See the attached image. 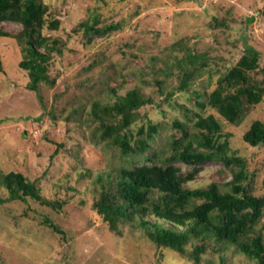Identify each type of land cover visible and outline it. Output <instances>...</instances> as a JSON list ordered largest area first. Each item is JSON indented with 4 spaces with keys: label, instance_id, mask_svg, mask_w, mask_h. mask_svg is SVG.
<instances>
[{
    "label": "rangeland",
    "instance_id": "374dc122",
    "mask_svg": "<svg viewBox=\"0 0 264 264\" xmlns=\"http://www.w3.org/2000/svg\"><path fill=\"white\" fill-rule=\"evenodd\" d=\"M38 2L44 9L39 35L61 50L40 47L49 56L47 76L53 84L39 83L37 92L27 88L29 77L19 67L21 25L0 23L7 35L0 36V175L22 174L40 197L9 201L0 185V264H195L187 256L195 240L180 254L157 248L131 223L111 231L92 209L100 191L97 178L167 163L199 135L196 123L211 116L231 164L201 163L187 187L216 183L220 192H230L231 170L239 171L242 161L243 187L264 197V145L251 147L242 140L254 121L264 123V92L234 124L208 104L218 87L230 91L225 77L248 47L259 55V69L250 77L264 90V0ZM95 17L97 27L111 28L84 35L80 24ZM185 73L187 85L179 90ZM108 87L119 96L138 88L152 100L121 130L129 153L111 137L102 138L91 116L93 101L114 102ZM168 165L183 173L193 168L179 161ZM46 219L61 233L47 227ZM200 264L254 262L211 242Z\"/></svg>",
    "mask_w": 264,
    "mask_h": 264
},
{
    "label": "trees",
    "instance_id": "16d2710c",
    "mask_svg": "<svg viewBox=\"0 0 264 264\" xmlns=\"http://www.w3.org/2000/svg\"><path fill=\"white\" fill-rule=\"evenodd\" d=\"M43 14L38 0H0V23L21 25L17 38L23 44L24 59L19 67L27 72V88L34 92L39 83L53 84L47 76L49 56L40 52V47L61 52L39 35L44 25ZM98 21L95 17L92 22L81 23L83 34L100 35L111 28L97 27ZM0 36H7L1 27ZM258 61V53L253 48H245L225 77L230 91L218 87L209 96L208 104L229 123L240 122L244 108L261 101L264 90L250 77V73L259 69ZM188 77L185 73L179 90L186 87ZM107 92L112 94L114 102L93 101L91 116L101 127L102 138L111 137L112 144L129 153L131 148L121 130L127 128L136 112L152 100L145 98L138 88L123 96L117 95L112 87H108ZM196 127L199 135H194L179 153L166 160L167 163L124 168L99 176L100 191L92 209L111 231L118 232L119 224L131 223L159 249L184 254L187 243L195 240L197 244L187 255L195 264H200V256L211 242L222 250H236L254 264H264V197H254L243 187L245 164L241 161L239 171L231 170L230 192H220L216 183L203 189H189L186 185L199 172L196 166L201 163L221 162L228 168L231 164L226 155L227 142L218 143L220 128L215 119L211 116L200 119ZM242 140L251 147L264 145V123L254 121ZM168 161H179L193 168L183 173L179 167L168 165ZM0 185L8 191L9 201H40L35 186L20 173L0 175ZM42 203L46 205L47 202ZM43 223L61 233L49 220Z\"/></svg>",
    "mask_w": 264,
    "mask_h": 264
}]
</instances>
